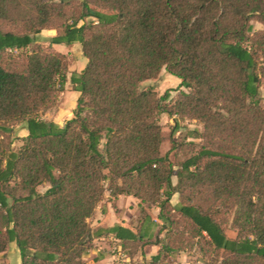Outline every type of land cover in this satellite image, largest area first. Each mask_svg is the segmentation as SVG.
Returning a JSON list of instances; mask_svg holds the SVG:
<instances>
[{"label": "trees", "instance_id": "obj_1", "mask_svg": "<svg viewBox=\"0 0 264 264\" xmlns=\"http://www.w3.org/2000/svg\"><path fill=\"white\" fill-rule=\"evenodd\" d=\"M74 43L86 63L60 125L44 118L69 66L53 44ZM162 69L184 88L170 103L142 87ZM263 79L264 0H0V253L14 242L20 264H85L96 208L131 195L135 231H103L122 249L159 245L143 264L193 248L203 264H264ZM162 114L201 130L162 154ZM19 124L15 151L4 138Z\"/></svg>", "mask_w": 264, "mask_h": 264}, {"label": "rangeland", "instance_id": "obj_2", "mask_svg": "<svg viewBox=\"0 0 264 264\" xmlns=\"http://www.w3.org/2000/svg\"><path fill=\"white\" fill-rule=\"evenodd\" d=\"M88 20L89 19H86V21ZM251 24L253 27L252 31L263 28V25L256 20H252ZM61 33V29L52 31L50 33L45 31L42 33V35H39L36 42L32 43L29 48L33 49L38 44L49 43L53 36ZM63 50L68 56L69 66L64 90L60 95L59 107L61 106V110H59V120L61 123H64L67 118L72 117L73 110L76 106L77 94L76 91L73 90L70 77L74 73H80L86 63V59L82 56L81 45L79 43H75L71 47L63 48ZM179 83L180 80L176 76H173L165 69H162L157 78L144 81L142 83V87H153L156 90L158 96H161L166 91H169L170 97L165 103H170L175 99L179 90H184V88H180ZM260 87L264 88V79L261 81ZM55 114L56 111L52 110L51 112L45 114L44 118H52L55 116ZM160 123L162 125L164 134V141L161 145L162 154L166 153L171 148L172 141L180 142L183 140H192L195 136L193 130H201V126L195 121L178 119V121L175 122L174 118L167 117L165 114L160 116ZM25 134V125L19 124L14 126L12 131L5 135L4 139L6 142H10L12 149L16 151L22 144L21 138ZM173 178L175 180V177ZM47 187V184H43L38 187V191L42 193ZM173 202L175 203V200ZM122 208L123 213L121 215L119 214V217L123 216L124 222H126L130 227L136 229V226L139 224L142 218V214L138 209V200L125 199ZM145 210L152 218L155 219L156 222H158V224H161V221L157 219V209L155 207L145 208ZM156 233L157 228L153 229V234ZM226 234L228 237L235 236L234 231L229 228L226 230ZM106 242L108 243L107 246L104 247L106 250L109 252L118 250L119 247L115 245L116 243L114 240L109 239L106 240ZM151 250L158 252L159 245L152 246L149 244L142 246L141 244H138L133 247L124 248L123 252L127 255L132 253V257H130V259L127 261H122L121 258H119L118 261H112L109 264H143L150 260V257L152 256L150 253ZM166 260L172 264H203L201 255L196 248L179 251L175 254H169L166 256ZM0 264H20L19 252L14 242L9 243L6 250L0 253Z\"/></svg>", "mask_w": 264, "mask_h": 264}, {"label": "crops", "instance_id": "obj_3", "mask_svg": "<svg viewBox=\"0 0 264 264\" xmlns=\"http://www.w3.org/2000/svg\"><path fill=\"white\" fill-rule=\"evenodd\" d=\"M52 32L55 30H44L41 32V35L43 32ZM75 44V43H74ZM73 44V45H74ZM80 44V43H79ZM53 47L57 49L58 51L65 53L63 48H67L63 44H53ZM260 87V91L262 94V97L264 96V88ZM78 97V92H76ZM77 99V98H76ZM264 105V100L262 101ZM61 107V106H60ZM60 107H58L56 114L52 119L56 123L63 125V123L59 120V110ZM69 119V118H67ZM66 119V120H67ZM27 133V132H26ZM26 135V134H25ZM172 182L176 183V178H172ZM125 199H135L131 195H119L117 198L109 199L106 198L104 201H102L98 207L96 208L94 216L89 219V223L93 232L92 236V247L88 250V252L84 255L83 259L85 261V264H109L112 261H118L119 258H121L122 261H127L130 259V255H127L123 252L124 249L121 248L119 240H117L113 235L106 234L103 230L109 227H112L114 225H121L123 227H129L133 231H135L134 228L130 227L126 222H124V217H119V214L121 215L123 212V203ZM175 200V203L173 202ZM172 204H176L178 202V194H174L171 199ZM158 214V210H157ZM155 221V219L153 218ZM156 222V221H155ZM158 223V222H157ZM112 239L115 241V245H117L119 248L117 251H111L109 252L104 247L107 246L106 240ZM154 246V245H152ZM116 248V247H114ZM151 255H155L157 252H154V250H151ZM118 263V262H116ZM120 263V262H119Z\"/></svg>", "mask_w": 264, "mask_h": 264}]
</instances>
